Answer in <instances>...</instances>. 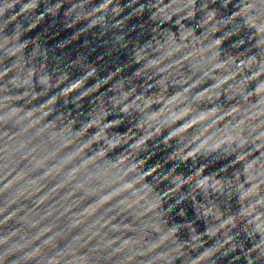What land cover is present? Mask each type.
I'll return each mask as SVG.
<instances>
[{
  "label": "water",
  "instance_id": "obj_1",
  "mask_svg": "<svg viewBox=\"0 0 264 264\" xmlns=\"http://www.w3.org/2000/svg\"><path fill=\"white\" fill-rule=\"evenodd\" d=\"M0 264H264V0H0Z\"/></svg>",
  "mask_w": 264,
  "mask_h": 264
}]
</instances>
